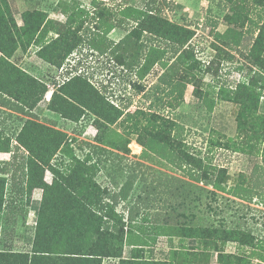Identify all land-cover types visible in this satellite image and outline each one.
I'll return each instance as SVG.
<instances>
[{"label":"trees","instance_id":"trees-1","mask_svg":"<svg viewBox=\"0 0 264 264\" xmlns=\"http://www.w3.org/2000/svg\"><path fill=\"white\" fill-rule=\"evenodd\" d=\"M156 1L150 0L146 8L129 5L121 11L126 17L121 26L128 33L117 45L130 51L131 62L128 66L134 70L137 68L141 76L157 62L158 58H164L167 48L173 49L182 65L185 64V73L177 79L174 74L178 64L173 62L174 64H171L173 66L165 73L162 81L169 87L168 92L166 91L167 95L177 93L184 98L186 83L196 85L192 72L196 64L190 62L194 59V52L189 48L195 32L158 14ZM221 1L233 7L236 5L232 16L237 21L242 18L241 9L245 10L243 0ZM253 2L264 8V0H253ZM93 3L98 5L100 1L93 0ZM71 7V10L80 8ZM79 11H85L89 16V12L84 8H80ZM102 14L103 12H100V15L91 16L97 23L98 33L94 30L93 33L85 32L83 35L81 31L86 19L82 15L78 25L61 24L59 28L53 26V21L47 12L36 9L26 12L25 23L19 25L10 2L0 0V106L28 117L17 133V144L12 160L0 161V211L7 209L9 212L11 210L22 212L24 209V204L16 203V198L11 202L8 201L5 196L6 186H13L12 190L26 191L29 194L35 187H42L44 190L32 248L30 250L0 249V264H103L105 257L119 258V264H173L172 261L147 259L134 253L128 258L124 256L125 245H145L134 242L136 235L132 228L126 230L125 222L135 223L149 211L153 212L151 221L156 224L155 227L161 228L163 223H174L168 226V229H173L170 235L180 234L203 239L205 250L192 252L190 254L192 260L189 259V263L204 264L205 251L214 248L223 256L217 264H255L250 259L251 255L226 252L220 248L218 242L219 240L226 243L235 241L243 246L254 247L256 236L246 225L248 221L245 215H238L233 225L224 218H216L218 224L203 213L198 216V212L202 211L201 206L205 203L209 208L208 211H212L216 217L224 211L212 205V202H205L204 198H212L215 201H218L219 197L226 198L222 193L228 190L226 184L229 175L225 167L214 171L205 168L202 159L194 156L184 147V140L180 136L183 134L184 126L180 122L156 112H150L149 115L141 112L148 115L150 124L144 125L142 120L137 122L136 128L142 130L137 140L144 149L180 167L187 177L163 175L153 168H151L153 171L148 173L147 169L131 166L132 169L126 174V179L119 190L102 187L96 182L92 175L93 154L108 151L106 144L114 148L119 147L110 125L119 121L132 103L128 101L126 104H115L90 82L89 77L82 76L77 70L68 72L70 78L59 86V92L53 94L48 106L64 118L76 122L87 116V113L94 114L96 116L94 122L99 129L95 137L97 143L86 142L90 147V153L83 161L76 158L77 164H70V167L66 168L69 169L68 173L52 163L60 150H62L60 151L62 163L64 154L74 156V149L67 142L66 134L39 122L38 115L34 112V108L44 99L48 91L46 83L21 68L12 61V58L19 48L27 50L32 43H36L40 47L38 54L42 59L61 67L68 56L84 43L102 50L101 38L106 37L115 27L113 22L102 20ZM245 16L248 18V14ZM130 21H134L135 25L130 26ZM244 24L243 19L241 25ZM50 27L54 28L57 35L48 39ZM145 32L152 36L148 39L150 37L147 35L148 40L157 37L166 41V47L147 44ZM239 34L241 32L238 29L229 27L220 35L237 39ZM249 57L255 65L264 69V19L250 47ZM261 74L260 77L264 80L263 72ZM179 81L183 82L182 85ZM135 85L142 88L141 84ZM261 87L264 89V84ZM254 91L252 84L241 82L232 94L226 95L231 101L241 104L240 125L243 129L249 128V131L253 132L257 129L255 122L257 119L260 121L258 127L264 130V115L262 117L254 115L260 99V94L255 95ZM196 93L200 96L199 88ZM203 99L208 101L206 98ZM158 100L161 101L159 97ZM208 105L212 109L209 102ZM161 119L163 122L158 125ZM52 123L56 122L52 121ZM248 124L251 126L248 127ZM11 139L10 136H4L0 129V146L7 142L5 149H9ZM22 148L27 150L28 154L24 152L19 154ZM2 149L0 147V151ZM143 163L137 162V166L145 165ZM256 167L262 168L261 171L264 173L263 166ZM46 169L54 170L57 174L52 183L45 181ZM256 173L257 170L252 174L254 181L252 189L264 186V178ZM150 174L151 178H149ZM137 181H140L141 186L138 194L135 195L133 191ZM207 186H212L213 189H208ZM229 192L237 197L245 196L237 186L230 188ZM122 202L124 204L121 212L111 219L107 215V209L116 210ZM138 238L140 240L141 237ZM137 251L145 250L137 248ZM175 253L180 257L185 254L177 250ZM184 259L188 261V258L184 257Z\"/></svg>","mask_w":264,"mask_h":264},{"label":"rangeland","instance_id":"rangeland-1","mask_svg":"<svg viewBox=\"0 0 264 264\" xmlns=\"http://www.w3.org/2000/svg\"><path fill=\"white\" fill-rule=\"evenodd\" d=\"M8 1L19 25L25 23L26 12L36 9L47 12L53 21V26L59 28L61 24L78 25L82 15L86 19L81 31L83 35L85 32L90 34L97 31L98 33L97 23L91 16L100 15V12H103L102 20L115 24L108 35L101 38L103 40V43H100L102 50L84 43L82 47L68 56L61 67L42 59L38 54L40 47L36 43H32L27 50L19 48L12 58V61L21 68L46 83L48 91L44 99L34 108V112L38 115L39 122L66 134L67 142L74 149L75 157L64 154V162L61 163L62 153L60 151L62 150H60L52 163L57 164L58 168L62 167L68 173L69 169L66 168L70 167V164H77L76 158L83 161L90 153V147L86 145V142L97 143L95 137L99 129L94 122L96 118L94 114L87 113V116H83L80 121L76 122L64 118L48 106L53 94L59 92V86L70 78L68 72L77 70L82 76L89 77L90 82L115 104H126L128 101L132 103L123 117L110 125L119 147L114 148L105 143L108 151L93 154L92 175L96 182L102 187L119 190L126 179V174L132 169L131 166L147 169L148 173H151L153 171L151 168H153L157 172H162L163 175L187 177L180 167L144 149L137 140L142 133L141 129L136 128L137 122L142 120V124H150L148 121L150 112L176 120L184 126L183 134L180 135L184 140V147L194 156L201 158L205 168L214 171L225 167L228 170L229 177L226 184L228 190L222 195L229 199L219 197V200L215 201L212 198H204L205 202H212V205L224 211L216 217L212 211H208L209 208L205 203L201 206L202 211L198 212V216L203 213L215 223H218L216 218H224L230 225H233L238 215H245L248 221L246 225L253 230L256 236L254 247L243 246L235 241L226 243L221 240L218 241L219 246L226 252L251 255L250 259L255 264H264V186L258 189L251 188L254 186L252 174L255 170L259 177L264 178L262 168L256 167L257 165L264 167V130L258 127L260 122L258 119L255 120L257 129H254V132L249 131L247 127V130L243 129L239 120L241 104L226 97L233 93L239 83L252 84L255 95L260 94L259 105L254 115L257 117L264 115V89L261 87L264 80L260 77L261 72L264 75V69H260L249 57L250 47L264 19V8L255 5L253 0H243L245 10L241 9L243 16L237 21L232 16L236 5L233 7L221 0L156 1L158 14L176 24L187 26L195 32L189 48L194 52V59L190 62L196 64L192 69L196 85L186 83L184 98H181L177 93L167 95L166 91L168 92L169 87L162 81L165 73L173 66L171 65L174 64L173 62L178 64L174 74L177 79L185 73V64L182 65L178 54H174L173 49L167 48L164 58H158L157 62L141 76L137 68L134 70L128 66L131 62L130 51L117 45L128 33L121 26L126 19L121 11L129 5L146 8L150 0H99L98 5L94 4L93 0ZM71 6L84 8L89 12V16L85 11H79L80 8L76 7L71 10ZM77 12L81 13L76 14ZM247 14L248 18L245 16ZM243 19L245 24L241 25ZM129 25H135V22L130 21ZM229 27L241 32L237 35V39L220 35ZM55 32L54 28L50 27L48 39L55 37L57 35ZM146 36L150 37L148 39L152 37L150 33L145 32L144 37ZM148 39L145 40L147 44L166 47L167 42L163 39L157 37H153L152 40ZM179 83L182 85L183 82L179 81ZM135 84H141L142 88ZM198 88L200 96L196 93ZM203 98L208 101L206 102ZM208 102L212 105V109ZM10 110L0 107V129L4 136L12 137L10 148L5 149L7 142L2 144L0 147L3 149L0 154L1 152L12 154L17 144V133L26 120V117L20 113ZM52 121L56 123L53 124ZM162 122V119L159 120L158 125ZM250 126L251 124H248V127ZM22 151L28 154V151L23 148ZM8 154H3V157L9 156ZM137 162H144L145 165L137 166ZM56 175L54 170L46 169L45 181L52 183ZM151 177L150 174L149 178ZM139 186L141 183L137 181L133 194H138ZM234 186H237L245 196L237 197L233 195L234 193H230L229 189ZM36 188H40L41 194L38 198L33 197L34 202H31V211L34 213L30 220L31 223L27 224L25 220L19 231L12 233L10 240L7 236H1L0 249L30 250L32 248L44 193L42 187ZM207 188L213 189L212 186H207ZM123 204L124 202L119 204L116 210L108 208L107 215L114 219L116 214L121 212ZM152 215L153 212L149 211L135 223L125 222L126 230L132 228L136 235L134 242L145 244L143 246L125 245L124 256L126 258L134 253L145 256L147 259L172 261L173 264H191L189 263V259L192 260L190 254L194 251L205 250L202 238L185 237L179 233V235H170L173 229H168V226L174 223H163L161 228L155 227L156 224L151 221ZM138 236L141 237L140 240ZM137 248H144L145 251H137ZM176 250L185 253L184 256L177 255ZM207 250L204 253V264H217L223 258L214 248ZM184 257L188 258V261H185ZM103 264H119V258L105 257Z\"/></svg>","mask_w":264,"mask_h":264},{"label":"crops","instance_id":"crops-1","mask_svg":"<svg viewBox=\"0 0 264 264\" xmlns=\"http://www.w3.org/2000/svg\"><path fill=\"white\" fill-rule=\"evenodd\" d=\"M2 107V106H0ZM4 109H9L7 107H3ZM10 110V109H9ZM11 111V110H10ZM21 114V113H20ZM23 117L28 118L27 116H24L23 114H21ZM16 149V147H15ZM15 149L12 151V154H8V153H3L1 152L0 154V161H11L14 151ZM22 152L25 153V151L21 152L19 151V154H21ZM3 154H8L9 156L3 157ZM27 154V153H25ZM13 186H6V198L8 199V201L11 202V200L13 198H16V203H19L22 205L24 204V209L23 211H7V209L0 211V225H1V236H7L8 239L10 240L12 238V233L14 234L16 231H19L20 227L22 226V223L26 220L27 224H30V220H32V216H34L33 211H31V202H34V198H38V195L41 194L40 192V188H34L33 189V194L31 192V194L29 195L26 191L23 192H17L14 190H12ZM34 197V198H33ZM2 218V219H1ZM8 233V235H6ZM11 233V234H10ZM131 246V245H130ZM7 250H11V249H7ZM17 250V249H15Z\"/></svg>","mask_w":264,"mask_h":264}]
</instances>
